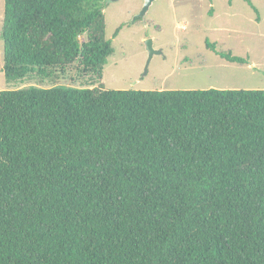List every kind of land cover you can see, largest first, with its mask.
Returning a JSON list of instances; mask_svg holds the SVG:
<instances>
[{
    "label": "trees",
    "instance_id": "1",
    "mask_svg": "<svg viewBox=\"0 0 264 264\" xmlns=\"http://www.w3.org/2000/svg\"><path fill=\"white\" fill-rule=\"evenodd\" d=\"M105 7L4 0L6 80H101ZM0 264H264V90L0 91Z\"/></svg>",
    "mask_w": 264,
    "mask_h": 264
},
{
    "label": "rangeland",
    "instance_id": "2",
    "mask_svg": "<svg viewBox=\"0 0 264 264\" xmlns=\"http://www.w3.org/2000/svg\"><path fill=\"white\" fill-rule=\"evenodd\" d=\"M105 38L113 54L101 80L74 64L51 78L7 81L3 71L0 0V91L56 86L102 88L106 91L264 90V0H153L143 17L144 0H105ZM119 32L116 34V32ZM86 36L80 38V42ZM147 39L155 54L148 67ZM247 59L230 63L206 47Z\"/></svg>",
    "mask_w": 264,
    "mask_h": 264
},
{
    "label": "water",
    "instance_id": "3",
    "mask_svg": "<svg viewBox=\"0 0 264 264\" xmlns=\"http://www.w3.org/2000/svg\"><path fill=\"white\" fill-rule=\"evenodd\" d=\"M153 0H144V4H143V7L139 13V17H143L146 12L148 11L151 3H152ZM145 46H146V50H147V53H148V59H147V63H146V68L148 67L152 57L155 55V54H160L161 52L160 51H156L154 48H153V42L152 40L150 39H147L145 41Z\"/></svg>",
    "mask_w": 264,
    "mask_h": 264
}]
</instances>
